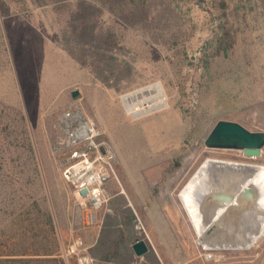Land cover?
Listing matches in <instances>:
<instances>
[{
	"label": "rangeland",
	"instance_id": "obj_1",
	"mask_svg": "<svg viewBox=\"0 0 264 264\" xmlns=\"http://www.w3.org/2000/svg\"><path fill=\"white\" fill-rule=\"evenodd\" d=\"M157 81L166 106L127 115L121 95ZM68 110L95 146L69 141ZM219 119L264 132V0H0V264L60 258L73 237L97 264H264V233L205 248L261 223L230 209L202 244L178 196L207 157L264 165V145L255 158L204 145ZM90 145L106 199L93 223L63 175Z\"/></svg>",
	"mask_w": 264,
	"mask_h": 264
},
{
	"label": "water",
	"instance_id": "obj_2",
	"mask_svg": "<svg viewBox=\"0 0 264 264\" xmlns=\"http://www.w3.org/2000/svg\"><path fill=\"white\" fill-rule=\"evenodd\" d=\"M155 83L159 84L164 94L161 83L159 81ZM78 95L77 90L72 91L73 98H77ZM203 143L208 148L240 149L243 155L255 158L261 153V147L264 145V132L249 130L237 121L219 119L204 138ZM246 164L247 163L236 160L208 157L205 158L200 165V167L204 169L199 173L200 179L217 181L218 186L214 189L216 191L215 198L220 204H226L223 213H230V209L235 206L236 210H234V212L236 214H241V212L245 211L248 207L256 205L255 214L258 215L259 213L264 217V204H259L261 189L258 185V181L253 180V174L255 173H252L253 177L247 184H242L241 182V176L249 169L245 166ZM254 166H256L257 169L260 167L264 169V165L257 164ZM195 193L198 199H201V197L205 195L201 187H197ZM233 201L234 205L228 208L227 205L229 206ZM217 224L218 223L213 220L206 227L208 240H210V237L215 235V233H223V230ZM262 233H264V227L260 228L257 226L249 228L246 238L240 240H231V236L226 234L223 240H220L221 245L219 246L248 248L255 243ZM199 242L201 243V240H199ZM131 248L136 256H141L149 250V246L143 238L135 240L131 244Z\"/></svg>",
	"mask_w": 264,
	"mask_h": 264
},
{
	"label": "bare ground",
	"instance_id": "obj_3",
	"mask_svg": "<svg viewBox=\"0 0 264 264\" xmlns=\"http://www.w3.org/2000/svg\"><path fill=\"white\" fill-rule=\"evenodd\" d=\"M121 100L126 114L134 118L140 115H145L147 113L158 111L166 106V96L163 94L159 84L155 82L147 84L145 86H142L140 88H137L133 91L121 95ZM85 128L86 126L84 125V128L81 129V134H84L82 131ZM200 165L192 174V176L187 180L184 186L181 188L180 192L178 193V196L186 215L188 216L190 222L192 223L195 229L197 236L199 237L201 243L203 244L204 241H206V237H205L206 227L213 220L217 222L218 218L223 214V209H225L224 206L226 204H220L218 201H216L215 198L216 191L214 189H216V187L218 186L217 181L215 180L211 181V179L209 180L200 179L201 177L199 173H201L204 170L203 168L200 167ZM254 165L257 164L247 163L245 165L249 169L244 175L241 176V182L242 184H247L250 181V179H252L253 172L255 173L253 174L254 175L253 180L258 181V185H259V180L261 179V186L259 185L261 189V198L259 199V204H260L264 200V169L263 167L257 169V167ZM261 170H263V174L261 176H258ZM197 187H201L203 189V192H205L204 193L205 195L202 196L201 199H198L197 194L195 193L197 191ZM232 205H234V201L229 206L227 205V207L228 208L232 207ZM232 209L236 210L235 206L232 207ZM255 213H256V205H253L252 207H248L241 214L243 221L244 222H246V220H248L249 222L258 221V224L261 223L259 227L263 228L264 217L257 218L259 217V215L261 216V214L258 213V215H256ZM226 233L229 234L234 240L242 239L241 237L235 234L229 232ZM218 236L219 235L215 234L212 235L210 238H215ZM205 244H206L205 245L206 249L220 247L219 243H214L213 241L210 243L205 242Z\"/></svg>",
	"mask_w": 264,
	"mask_h": 264
},
{
	"label": "built area",
	"instance_id": "obj_4",
	"mask_svg": "<svg viewBox=\"0 0 264 264\" xmlns=\"http://www.w3.org/2000/svg\"><path fill=\"white\" fill-rule=\"evenodd\" d=\"M65 124L69 128L68 139L73 144L89 141L92 146L95 132L89 123L83 120L79 113L70 110L63 114ZM86 128L82 131L81 129ZM89 147L76 146L68 152L67 161L63 169L64 178L72 185L75 200L81 206L88 208L87 222L95 221V211L105 202V192L102 187L103 168L95 165L91 157ZM97 158H101L98 154ZM87 245L80 237H73L67 243L62 244L60 255L66 261L74 259L77 264H95L96 259L90 253Z\"/></svg>",
	"mask_w": 264,
	"mask_h": 264
},
{
	"label": "trees",
	"instance_id": "obj_5",
	"mask_svg": "<svg viewBox=\"0 0 264 264\" xmlns=\"http://www.w3.org/2000/svg\"><path fill=\"white\" fill-rule=\"evenodd\" d=\"M47 212V211H46ZM43 216L45 217V220L47 222V224H49V226L52 229V220H51V216L48 213H44ZM53 230V229H52ZM44 254H47V250H43ZM106 255V254H105ZM59 257L60 258H36L35 260H32L31 258H18V259H12V263H16V264H33L32 261H36L37 264H64L63 262V257L60 256V249H59ZM105 259L108 257H104ZM54 262V263H53ZM77 264V263H76Z\"/></svg>",
	"mask_w": 264,
	"mask_h": 264
},
{
	"label": "crops",
	"instance_id": "obj_6",
	"mask_svg": "<svg viewBox=\"0 0 264 264\" xmlns=\"http://www.w3.org/2000/svg\"><path fill=\"white\" fill-rule=\"evenodd\" d=\"M95 242H96V241H94L93 244H94ZM91 246H92V245L89 244V247H90V248H92ZM90 248H89V250H90ZM90 253H91V252H90ZM91 254H92V253H91ZM93 256L95 257V259H96L97 261L99 260V258H98V256H97L96 254H95V255L93 254ZM97 261H96L95 264H97Z\"/></svg>",
	"mask_w": 264,
	"mask_h": 264
}]
</instances>
